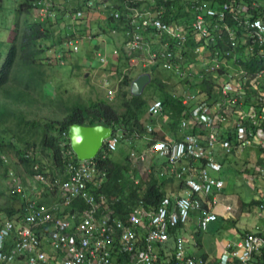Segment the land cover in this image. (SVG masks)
Masks as SVG:
<instances>
[{
	"label": "built area",
	"instance_id": "built-area-1",
	"mask_svg": "<svg viewBox=\"0 0 264 264\" xmlns=\"http://www.w3.org/2000/svg\"><path fill=\"white\" fill-rule=\"evenodd\" d=\"M42 5L40 12L45 16L49 11L47 5ZM94 5L92 1L86 2L75 11L72 23L85 21ZM125 5L132 13L127 46L137 54L133 66L165 69L182 80L199 76L205 81L213 75L221 93V99L213 107L207 99L188 90L179 97L174 94L187 114L180 124L186 132L184 136L178 141H156L152 128L145 136L151 144L150 152L166 162L160 177L175 176L186 186V194L165 197L153 211L141 202L126 223L106 208L104 197L96 193L100 184L95 181L91 161L77 162L69 152L70 160L60 177L47 178L40 173L39 166L35 168L36 178L52 191H59L62 200L51 208L28 202L22 223L7 220L0 225V264H15L14 260L16 264H211L188 254L181 231L193 215L203 232L220 221L221 214L215 208L225 182L213 176L220 170V153L227 156L234 151L243 152L256 140L264 146V0H153L154 10L139 8L133 0ZM179 13L184 14L182 19ZM111 16L121 18L117 11ZM149 34L155 36L152 43ZM64 47L71 53H79L81 39L75 34ZM239 48H245L240 58L236 54ZM97 55L102 65H108L109 55L101 51ZM118 55L115 51V56ZM49 62L66 65L67 58L60 53ZM187 66L195 69L190 71ZM109 85L106 82V87ZM254 94L257 97L248 102L247 95ZM241 109L246 111L245 117L236 118L223 134L212 110L227 125L233 111ZM164 112L162 101L149 109L153 116ZM203 128L211 133L207 140L196 133ZM119 145V136L110 138L101 153L103 159L117 152ZM131 158L137 164L147 159L146 154L138 153H132ZM182 163L186 167L179 169ZM190 163L199 167L194 169ZM258 172L264 179V168L260 167ZM14 182L13 192L26 198L24 186ZM79 199L87 204L84 212L66 214ZM258 202L257 212L264 219V188ZM233 211L232 206L226 208L227 220L235 219ZM102 213L105 215L100 217ZM45 223L51 224L50 231L43 229L38 233L37 228ZM243 235L220 256L219 264H259L258 257L264 250V228Z\"/></svg>",
	"mask_w": 264,
	"mask_h": 264
},
{
	"label": "trees",
	"instance_id": "trees-1",
	"mask_svg": "<svg viewBox=\"0 0 264 264\" xmlns=\"http://www.w3.org/2000/svg\"><path fill=\"white\" fill-rule=\"evenodd\" d=\"M65 1L0 0V41L8 43L5 49H0V99L4 103V106L0 109V151L4 149L10 152L14 151L20 157V162L28 166L29 173L37 176L35 168L39 166L40 173H44L47 178H56L64 174L70 160L69 152L74 154L77 162L80 161L75 155L70 141V129L73 125L105 126L111 128L115 136L120 134L123 140H131L142 136L144 133L142 118L145 111H148L151 100L147 99L146 95L141 97L132 95L131 86L135 78L130 74L123 79L119 88L117 104L105 99H98L97 101L90 99L87 102L82 101L80 98L77 101L64 100L62 102L64 106L63 120L46 124L41 128L36 120L32 121L30 119V114L25 109L34 110L46 100V87L48 86L46 66L50 67L48 62L55 56L52 52L50 56L45 57L47 51H50V46L46 42L56 38L57 29L61 33L64 28H67V36L74 39V33L73 35L71 33V31H74L71 28L73 23L70 20L72 10L65 5ZM106 1L111 0H104L105 3ZM126 1L123 0V3L115 5L117 8H109L106 12V23L111 31L112 29L117 31L130 29L129 21L132 13L125 9L124 3ZM42 4L47 5L49 11L44 17L40 13ZM84 4L75 7L74 10L83 8ZM11 6L12 9H10ZM151 8L153 9L152 6ZM113 11L119 12L121 18L117 20L111 16ZM84 25H82L83 31L86 28ZM82 27H78L77 31H82ZM54 28H56V31L53 30ZM61 50L57 49L55 52H61ZM244 51L245 48L237 50L238 58ZM216 85L217 82L214 79L205 81L208 96H219L220 91L216 89ZM149 88L152 94L163 95L161 101L164 103L166 110L169 108L173 110V125L174 127L178 126V120L180 121L181 116L186 114V110L182 107L179 99L173 97L165 89L159 78L153 77ZM249 97L247 95V98ZM4 128H6L5 134L8 139L3 138L4 134L1 133ZM40 146L44 151L48 150L52 153L54 168L57 170L52 177H49L40 165H36L35 159L30 155L35 153ZM7 162V157L0 158V166ZM91 164L99 176V179L95 178V181L100 184V191L96 193L106 195L107 204L113 209L116 216L126 223L129 222L128 215L132 213L133 208L139 201L144 203L146 209L153 211L168 196L159 186H156L159 185L157 182L146 187L142 192L140 188H137L134 181L127 177V174H129L128 164L116 163L109 158L104 160L103 154L92 160ZM152 173L156 174V172ZM48 189L47 191L54 192L49 187ZM14 197L23 202L20 212L24 216L27 203L34 202L28 200L27 194L24 198L22 195L14 193ZM86 206L84 200H75L70 210L65 213H76L79 210L84 212ZM250 208V204L244 207L245 211L248 212H250ZM5 212L9 216L8 218L13 221L16 216V209L7 207ZM43 229L50 231L51 224L40 225L37 228L38 233H41ZM258 263L264 264V250L261 251L258 257Z\"/></svg>",
	"mask_w": 264,
	"mask_h": 264
},
{
	"label": "rangeland",
	"instance_id": "rangeland-1",
	"mask_svg": "<svg viewBox=\"0 0 264 264\" xmlns=\"http://www.w3.org/2000/svg\"><path fill=\"white\" fill-rule=\"evenodd\" d=\"M91 1L95 3L94 10L87 14L85 21H79L75 24H71V28L74 29V31H71L72 35L74 33L76 34L77 38L81 39L80 52L74 54V56L71 57L70 53L65 49L67 63L66 65H64V67L46 66L48 71L46 100L42 105H38L37 108H34V110L25 109V111L30 114V119L32 121L36 120L38 124H40L41 128L46 124H51L53 122L57 123L64 119V106L62 105V102L64 100L77 101V99L80 98L82 99V101L87 102L90 99H93L94 101H97L98 99H105L112 101L114 104H117V95L123 79L130 74L135 79L139 76V74L136 75L137 68H133L132 63L134 59H137V54L135 52H130L127 46V42L129 40L128 29H126V31H118L117 33L113 34L111 28L106 23V12L109 10V8L115 7L116 4L123 3V0H117L115 2L111 0L106 1V3L104 2V0H66L65 5L68 6L73 12L75 11V7ZM133 1L139 8L151 9V6H153V0ZM10 9H12V6L10 7ZM183 16L184 14L180 13V19H182ZM81 24H85L84 26H86L84 31ZM78 27H82V31H77ZM88 29H90V34H88L89 32H87ZM53 30L56 31V28H54ZM56 32V38L46 42L47 45L50 46V51H47L45 57L50 56L52 52L56 51L57 49H62L67 42V39L69 38V36H67V28H64L61 33L58 29ZM63 38L65 39L63 40ZM148 39L150 43H152L155 40V37L153 38V34H150L148 36ZM7 46L8 43H3V41H0V49H5ZM100 50L104 54L110 56L109 65L104 66L99 62L97 54L98 52H100ZM115 51L119 52L118 56L120 57H117V59H115ZM111 68H115V73L111 71ZM187 68H189L190 71H193L195 69L191 66H187ZM153 77L159 78L165 86V89L169 93H174L178 97L185 90H188L192 94L199 95L203 99H207L210 107L214 106L215 101L221 99V95L219 97L213 98L212 100H209L208 97H206L204 93L205 84L199 76H191L185 80H182L179 76L170 71L159 69L157 72L153 73ZM229 81L230 80L227 79L226 83L229 84ZM106 82L110 83L109 87H106ZM149 86L146 88L143 95H146L147 99H151V105L152 103L161 100L163 95L157 93L152 94ZM110 91L113 92V95L111 96L112 99L109 95ZM253 98L254 96H250L248 102H252ZM3 104V100L0 99V109L4 106ZM146 114L149 113L145 111V114L142 118L143 123H150L152 117L158 118L162 116L160 115L151 117L150 115H148V117L145 119ZM180 121L178 120V124ZM1 133L4 134L3 138L8 139V136H6L5 134L6 128H4ZM119 137L121 144L124 140L120 134ZM127 141L132 143V152H130V156L132 155V153H138L139 155L146 154L147 159L143 164L133 163L129 159V162L125 159L121 160L119 151L110 154L108 158L116 163L123 162L125 164H128L129 174H127V176L132 177L131 180L134 181L135 184L137 183V188H140L142 192L143 189L152 185L154 182H157L159 185H161V188H164V184L176 183L177 181H179L175 176L166 177L165 179L161 178V171L156 172V174L150 173L151 165L150 161L148 160L149 154L147 153L149 146L146 145L144 148H142L141 146L139 147V144H135L137 141H145L148 144L145 136L142 137L141 140L135 138L134 141ZM253 145L254 144H250L247 147L250 152L254 151V148L251 149ZM262 148L263 149L261 150V152L264 154V147ZM242 153L240 152V154ZM30 155L35 159L36 165H40L49 177H52V175L57 172V170L54 168V160L50 151H44L40 146L35 153H31ZM231 155L232 153L230 154V156ZM3 157H7L8 162L4 163L3 166H0V225L11 219L8 218L9 216H7L5 212V209L7 211V207H13L16 209V216L13 221L17 223H22L23 221L24 216L20 212L23 202L21 200L15 199L14 197V180L20 182L24 186L25 192L28 196V200L33 201L38 206L40 205L44 208H51L52 206L61 202V193L47 191L49 190L47 185L40 182L33 173H29L28 166L20 162V157L14 151L10 152L7 149L0 151V158ZM242 158L243 160L241 162L240 158L239 160H232L230 164H228L225 169H222L219 173L220 176L228 184H231V186H235V188H233L234 191L235 189H238L237 195H239L238 198H242V202L251 200L250 212L245 211L244 207L241 206V202L239 204L238 217H236V220L227 223L224 228L226 231H229L230 234L236 237L242 236L245 232H257V230L259 231L264 228V219L261 218L257 212V205L261 193L259 192L260 190L255 184V180L260 179V175L256 171L261 165L259 162H262L263 159L258 156L257 152L251 154L248 153V155L244 153ZM236 161L238 163L234 165ZM218 165L221 169L222 164L219 161ZM262 165L264 166V162L262 163ZM190 166L192 168L194 166V169H197L199 167L194 163H190ZM95 178L99 179V176L95 174ZM140 202L141 201L136 203V206L135 208H133L132 213L128 215L127 218L129 220L132 218L135 211L139 208ZM244 213H250L249 218L246 219V217L243 216ZM104 215L105 214L102 213L100 214V217H103ZM220 222L221 221H218L211 225H217L218 231L215 230V232H210L211 236L215 235L218 237V239L224 237V233L221 232L223 228L220 229L219 227L221 226ZM256 223L257 225L255 227ZM187 226L189 227V234L186 236L187 243L192 245V243L195 242V239L193 241V237L191 234L193 232H196L194 218H192V221ZM211 226L204 233L213 231V229H211ZM229 247L231 246L225 247V249L223 247V249H221L220 251V254L227 251ZM205 256L209 255H204V257ZM196 258L202 259L203 257L197 255ZM218 259L219 256L208 261L211 264H218ZM14 263L16 264L17 260H14Z\"/></svg>",
	"mask_w": 264,
	"mask_h": 264
},
{
	"label": "crops",
	"instance_id": "crops-1",
	"mask_svg": "<svg viewBox=\"0 0 264 264\" xmlns=\"http://www.w3.org/2000/svg\"><path fill=\"white\" fill-rule=\"evenodd\" d=\"M115 59H117V56H115ZM113 70H115V68H111L112 72H113ZM155 72H157V71H155ZM145 73H146V71H144L141 67L137 68L136 75L139 74L138 77H140L141 75H143ZM165 111L166 112L164 113V115L161 117H158V118H154L150 114H146L145 119L148 117V115H150L152 117V119H151L150 123H146V122L144 123V133L147 131V129L149 127H153L154 131H155L153 134V137L155 140L178 141L186 133L185 131H182L180 129V123H181L182 119L185 117L182 115L180 118L181 121L179 122V125L174 127L173 118H172L173 110L171 108H169ZM212 114L214 116L216 123L218 124L219 129H221L222 133L225 134L226 129L235 121L236 118H238L240 120V119L245 117L246 111L243 109L234 110L233 111V117L230 119V124H227V125H225L222 122L220 115L215 113L214 110H212ZM196 133H197V135H199L204 140H207L211 135L210 131L206 130L205 128H203L202 130H198ZM142 137H144V136H142ZM138 139L141 140V138H138ZM135 144L136 145L139 144V147L141 146L142 148H144L146 145L149 146L147 153L149 154L148 160L150 161V165H151L150 173L160 172V171L163 172L166 169V162L164 160L160 159L157 155H154L153 153L150 152V148H151L150 145H148L145 141H137ZM131 145H132L131 142L124 140L119 145V148L117 151H119V153H120L119 155H121V157H120L121 160H123V159L128 160L129 159L133 163H137L136 160L132 159L130 156V154H131L130 152H132L131 151ZM262 147H264L262 145V142L256 141L255 144L253 145V147H251V149L254 148L253 152H250L248 149L243 153L241 152L242 154H240V151H234V152H232L231 156H230L231 153L226 154L227 156H223L225 154L224 153L218 159V161L222 164L221 169L219 171L215 172L213 174V176L225 181L220 176V174H219L220 171L222 169H225V167L228 164H230V162L232 160H239V158H240V162H241L243 160L242 156L244 153L246 155H248V153L251 154V153L257 152L258 156H260L261 159H263L262 162H259L261 164L260 166H263L262 163L264 162V154L261 152V150L263 149ZM129 160H128V162H129ZM237 163L238 162L236 161V163H234V165H236ZM121 164H125V163L122 162ZM178 167H179V169H183L184 167H186V165L182 163ZM129 178H130V180L132 179L131 176H129ZM164 182H166V181H164ZM255 184L258 187V189L260 190L259 192L261 193L262 189L264 188V179L260 177L259 180H255ZM136 185H137V183H136ZM156 186L157 187L159 186L160 189L162 191H164L165 193H167L168 196L179 197V196H184L186 194V186L180 180L177 181L176 183L164 184L163 185L164 188H161V185H156ZM259 187H261V188H259ZM233 188H235L234 185L231 186V184H228L225 181L224 192L220 196H218L219 197L218 198L219 204H218V207L215 208V210L221 214L220 215L221 226H219V227H220V229L223 228V230L221 231L224 233L223 238L218 239L217 236H215V235L211 236V234H210V232H215V230L218 231L217 225L211 226V229H213V231H209V233H204L203 231H200L197 227V216H195V215L192 216V218H194V224H195V228H196V232H193L191 234L193 237V241L195 239V242H193L192 245L188 244L187 239H186V236L189 234V232H188L189 227L186 226L181 231V233L183 234V236L186 239L187 252L190 256L196 257L197 255H199V256H202L204 258V260H206V261L207 260L210 261V259H215L218 256L220 258V256L224 253L223 252L220 254V251H221V249H223V247L225 249V247L233 246L239 240V236L236 237V236L230 234L229 231H226L224 229L227 223H230V222L236 220V217H238L239 204L242 202V198L241 197L238 198L239 195H237L238 189H235V191H234ZM101 195L105 199V204H104L105 207L108 209H111L113 211V209L107 204V196L102 194V193H101ZM247 204H251V200L242 202L241 206L245 207V205H247ZM228 206L233 207V209H234L233 217L235 219H229V220L226 219V216H227L226 208ZM243 216L246 217V219H247V218H249L250 213H244ZM192 218H191L190 222L192 221ZM256 225H257V223L255 224V227H256ZM172 244H173V240L170 242V245H172ZM204 255H209V256L204 257ZM218 261H219V259H218ZM218 264H219V262H218Z\"/></svg>",
	"mask_w": 264,
	"mask_h": 264
},
{
	"label": "water",
	"instance_id": "water-1",
	"mask_svg": "<svg viewBox=\"0 0 264 264\" xmlns=\"http://www.w3.org/2000/svg\"><path fill=\"white\" fill-rule=\"evenodd\" d=\"M151 82L152 76L149 73L138 77L131 86L132 95L135 97L143 96ZM113 136V130L105 126L86 127L73 125L70 129L72 149L80 161L97 159L103 151L106 142Z\"/></svg>",
	"mask_w": 264,
	"mask_h": 264
},
{
	"label": "clouds",
	"instance_id": "clouds-1",
	"mask_svg": "<svg viewBox=\"0 0 264 264\" xmlns=\"http://www.w3.org/2000/svg\"><path fill=\"white\" fill-rule=\"evenodd\" d=\"M128 1V0H127ZM126 1V2H127ZM126 2H125V4H126ZM153 7V6H152ZM80 9H82V7L80 8ZM152 9V8H151ZM79 10V9H78ZM152 10H154V7H153V9ZM75 11H77V10H75ZM75 11H73L71 14L73 15V13L75 12ZM41 13V12H40ZM71 15V16H72ZM41 16L42 17H44L42 14H41ZM71 16H70V20H71V23H72V18H71ZM178 17H180V13L178 14ZM172 18V17H171ZM77 23V22H76ZM75 24V23H74ZM90 29H88V34H90V31H89ZM129 30V29H128ZM117 31V30H116ZM118 32V31H117ZM112 33H113V29H112ZM150 35V34H149ZM148 35V36H149ZM74 37H75V34H74ZM155 36H154V34H153V38H154ZM72 39V37L71 38H68L67 39V42L69 41V40H71ZM66 42V43H67ZM65 47H63L62 48V50H61V52H53V54L54 55H57V54H60V53H65ZM69 53H70V56L71 57H73L74 56V53H71V51L70 50H68V49H66ZM102 50V49H101ZM100 50V51H101ZM117 57H120V56H117ZM109 61H110V59H109ZM49 64H50V66H59V67H64V65H60L59 63H53V64H51L50 62H48ZM108 65H109V63H108ZM138 67H141V66H133V68H138ZM144 71H146V72H149V74H151V76H152V73H154L155 71H158L159 69H145V68H143V67H141ZM113 72H114V70H113ZM146 74V73H145ZM208 79H211V80H213L214 79V76L213 75H210V76H208V78L207 79H205V81L206 80H208ZM136 80V79H135ZM152 80H153V76H152ZM215 80V79H214ZM205 81H204V84H205ZM216 82V81H215ZM152 83V82H151ZM205 93H207V90H206V86H205ZM171 95L174 97V93H171ZM221 95V93L219 94V96ZM207 96H208V93H207ZM218 96V97H219ZM249 96H254V97H257V96H255V95H249ZM208 98L210 99V100H212L213 98H215V97H210V96H208ZM159 101H161V100H159ZM156 102H158V101H156ZM155 103V102H154ZM154 103H152L151 105H150V107L154 104ZM164 104V103H163ZM150 107L148 108V113H149V109H150ZM165 110H166V108H165ZM165 113V112H164ZM150 114V113H149ZM151 115V114H150ZM164 115V114H163ZM162 115V116H163ZM187 114H185L184 115V117L186 116ZM151 116H153V115H151ZM181 124V123H180ZM149 128H152L153 130H154V128L153 127H149ZM148 128V129H149ZM148 129H147V131L145 132V133H143L142 134V136H148L149 135V132H148ZM181 129V128H180ZM155 132V131H154ZM154 134V133H153ZM142 136H139V137H137V138H142ZM154 138V137H153ZM131 140H135V138L134 139H131ZM157 141V140H156ZM254 144H255V142H254ZM148 145H151L150 143H148ZM263 145V144H262ZM247 149V148H246ZM245 149V150H246ZM244 150V151H245ZM102 153V152H101ZM220 155H221V153H220ZM220 155L218 156V159H219V157H220ZM260 167H263L264 168V166H260ZM259 167V168H260ZM259 175H260V173L258 172V170L256 171ZM261 177V176H260ZM78 212H83V211H78Z\"/></svg>",
	"mask_w": 264,
	"mask_h": 264
}]
</instances>
